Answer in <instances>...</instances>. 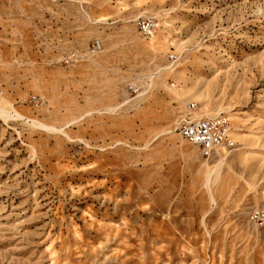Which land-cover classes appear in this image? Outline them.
I'll list each match as a JSON object with an SVG mask.
<instances>
[{
	"label": "rangeland",
	"instance_id": "rangeland-1",
	"mask_svg": "<svg viewBox=\"0 0 264 264\" xmlns=\"http://www.w3.org/2000/svg\"><path fill=\"white\" fill-rule=\"evenodd\" d=\"M0 264H264V0H0Z\"/></svg>",
	"mask_w": 264,
	"mask_h": 264
},
{
	"label": "built area",
	"instance_id": "built-area-1",
	"mask_svg": "<svg viewBox=\"0 0 264 264\" xmlns=\"http://www.w3.org/2000/svg\"><path fill=\"white\" fill-rule=\"evenodd\" d=\"M138 28L147 37L154 36L157 28L155 18L145 17L138 21ZM103 50L100 40L93 43V51L99 53ZM198 103L191 102L186 107L180 123V133L190 143L197 145L203 154L210 156L217 146L225 145L228 148L235 146L230 136L231 127L224 118L202 117L192 119L193 113L198 110Z\"/></svg>",
	"mask_w": 264,
	"mask_h": 264
},
{
	"label": "bare ground",
	"instance_id": "bare-ground-1",
	"mask_svg": "<svg viewBox=\"0 0 264 264\" xmlns=\"http://www.w3.org/2000/svg\"><path fill=\"white\" fill-rule=\"evenodd\" d=\"M196 111H198V110H196ZM196 111L193 113V115H192V119H199L200 117H197V116H195V113H196ZM202 118V117H201ZM212 118H220V115L219 116H216V117H212ZM181 134V133H180ZM230 136H231V138L233 139V137H232V131L230 132ZM235 142V141H234ZM197 146V145H196ZM199 147V146H198ZM200 148V147H199ZM225 148H227V149H229L228 147H226L225 145H220V146H217L216 148H215V150L212 152V153H214L215 151L216 152H218L217 154H219L220 155V158L222 159L223 158V156H222V154H223V152L222 153H220L223 149H225ZM211 153V154H212ZM225 153V152H224ZM210 154V155H211ZM222 161V160H221Z\"/></svg>",
	"mask_w": 264,
	"mask_h": 264
}]
</instances>
